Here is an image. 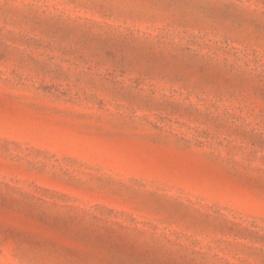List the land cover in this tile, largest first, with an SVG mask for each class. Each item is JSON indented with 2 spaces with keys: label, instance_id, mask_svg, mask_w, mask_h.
Masks as SVG:
<instances>
[{
  "label": "rangeland",
  "instance_id": "obj_1",
  "mask_svg": "<svg viewBox=\"0 0 264 264\" xmlns=\"http://www.w3.org/2000/svg\"><path fill=\"white\" fill-rule=\"evenodd\" d=\"M0 264H264V0H0Z\"/></svg>",
  "mask_w": 264,
  "mask_h": 264
}]
</instances>
